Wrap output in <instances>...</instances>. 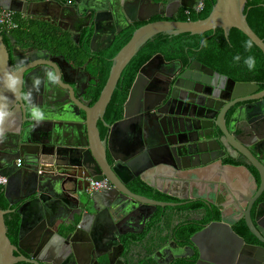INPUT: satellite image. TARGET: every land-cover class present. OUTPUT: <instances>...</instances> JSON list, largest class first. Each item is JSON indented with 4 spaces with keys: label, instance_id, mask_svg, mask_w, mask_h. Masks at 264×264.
I'll return each mask as SVG.
<instances>
[{
    "label": "water",
    "instance_id": "water-1",
    "mask_svg": "<svg viewBox=\"0 0 264 264\" xmlns=\"http://www.w3.org/2000/svg\"><path fill=\"white\" fill-rule=\"evenodd\" d=\"M101 1L102 5L88 4L85 7L112 13L114 19L117 13L118 17L120 14L125 17H119V21H115L102 37L97 13L90 39L92 50L107 47L114 34L127 27L128 22L145 21L152 16L170 18L179 7L196 10L198 3V0H135L130 5L128 1L119 0L113 10L109 0ZM208 1L210 11L203 18L185 21L159 19L135 28L128 40L112 56L105 82L91 104L83 97L86 85L79 86V80L73 78L75 68L62 55H50V59H37L24 65L22 63L14 69L11 65L10 46L0 33V174L6 178L0 189L4 198L0 195V264H13L18 260L47 264L56 250V262L60 261L66 252L73 253L74 242H77L74 238L76 231L86 233L101 217L112 219L109 210L120 207L115 202V197L122 196L127 202L148 204L153 208L172 204L133 193L125 184L130 179L139 177L146 186L154 188L151 182L146 181L148 171L154 170L156 173V169H159L158 174L161 175L164 167H177L182 154L180 147L183 143L192 142L189 138L190 130L205 128L204 124L196 125L194 118L181 120L176 116L180 112L164 110L166 102L161 103L164 98L154 103L145 100V85L151 77L155 73L169 74L166 70L173 66H178L177 71L179 61H165L161 54H153L138 68L122 103L120 119L107 124L103 121V113L123 67L146 40L157 33L175 35L209 31L212 35L217 32L223 35L226 44L235 53L241 42L238 36L241 32L264 58V40L259 38L264 0ZM52 2V8L58 12V3L56 0ZM0 7L29 13L28 10L8 8L1 0ZM38 12L51 17L41 10ZM100 38L102 44L97 48L94 44ZM198 45L186 50H196ZM41 51L44 54L48 52L46 49ZM167 76L170 78V92L175 88L190 91L187 83L220 89L222 86L219 80L226 79L225 75L196 60L191 61L177 76L173 73ZM181 80L185 81L184 85L180 84ZM227 80L232 83V97H241L236 101L246 102L240 116H244L248 122L253 118L263 117L264 88L258 90V85L249 81ZM235 89L240 91L235 93ZM32 93L36 99L34 102L28 98ZM171 97L172 94L169 93V98ZM177 98L187 102L183 98ZM194 117L205 118L203 115ZM97 122L106 128L103 136H100ZM225 130L232 138L230 148L246 159L242 163L251 164L259 172L260 188L264 180V134H258L257 139L260 137L262 140L254 142L250 128L241 132L229 123ZM207 137L204 133L203 140L206 143ZM207 150L210 151L211 148L208 146ZM207 162L201 161L200 164ZM198 166L196 162L190 161L181 165L186 171ZM220 168L222 171L223 167L219 165L214 170L219 171ZM232 169L234 172L240 169L245 176H250L243 165L232 166ZM102 178L109 181V188L87 191L89 180ZM95 204L101 206L97 208ZM72 207L78 210L75 213L77 222H74L73 217L64 219L62 215ZM87 207L93 210L92 214L82 211ZM84 214L90 218L85 219ZM247 226L254 232L251 224L247 223ZM68 228L73 230L68 231ZM228 238L234 245L242 242L234 233H230ZM16 248L23 250L33 260L14 257L11 251ZM249 249L252 250V247ZM37 252L38 256H35ZM256 254L263 256L264 252L258 249L254 255L257 256Z\"/></svg>",
    "mask_w": 264,
    "mask_h": 264
},
{
    "label": "flooded vegetation",
    "instance_id": "flooded-vegetation-1",
    "mask_svg": "<svg viewBox=\"0 0 264 264\" xmlns=\"http://www.w3.org/2000/svg\"><path fill=\"white\" fill-rule=\"evenodd\" d=\"M121 1H128L130 5L135 2ZM56 2L59 5L58 12L52 8V0H1L8 8L29 12L26 14L12 11V17L16 16L15 27L2 30L1 34L10 46L11 65L17 69L22 63L24 65L37 59H50V55H62L75 68L73 78L79 80V86L86 85L83 97L91 104V89L97 80L96 74L103 59V52L113 41L103 49H90L95 15L98 13L102 37L115 21H119V17L125 16L120 14L118 17L117 13L114 19L112 13L85 7L88 4L102 5L101 0ZM118 2L119 0H109L113 10ZM106 9L109 10L108 7ZM38 10L50 14L51 17L40 14ZM140 22L144 24L148 19ZM134 23L139 22H128V26ZM44 36L46 39H43ZM48 38L50 41H46ZM100 42L101 38L95 42V47L99 48L102 44ZM60 43L64 46L57 48ZM42 49L48 52L44 54ZM235 53L225 69L227 73L213 69L226 76V79L219 80L222 86L220 89L187 83L190 91L175 88L170 92V78L167 75L173 73L177 76L193 61L184 63L179 59L165 60H178L180 66L177 71L178 66H173L166 70L169 74L155 73L145 85L147 91L144 94L148 103L164 98L161 102H166L164 110L178 111L180 115L176 116L181 120L194 118L196 125H205L202 130H190L189 138L192 142L183 143L180 147L182 154L177 167H164V173L161 175L158 174L159 169H156V173L154 170L148 171L146 181L151 182L154 188L146 186L139 177H134L125 184L133 193L172 204L153 208L148 204L127 202L122 196L115 197V202H118L120 207L109 210L112 219L101 217L87 231L90 233L76 231L74 238L77 242H74L73 253L66 252L60 261L56 262V250L47 260V264H264V255H254L258 249L264 252V180L259 188V172L251 164L242 163L246 159L230 148L232 138L225 130L229 123L241 132L250 128L253 141L262 140L260 137L257 139V135L264 134V116L253 118L250 122L240 116L246 102L236 101L241 97H232V83L227 78L233 82H253L258 85V90L263 89L264 85L262 86L261 81L254 76L250 77L252 73L245 63L248 58L246 59L244 51L235 50ZM26 83L28 85V80ZM181 83L184 85L185 81L181 80ZM238 91L240 90L235 89V93ZM24 93L23 90V96ZM169 93L172 94L171 98ZM177 97L187 102L180 101ZM28 98L36 101L33 93L32 96L28 95ZM195 115H203L205 118L200 117L198 122L199 119L195 118ZM204 133L208 136L207 143L203 140ZM208 146L210 151L207 150ZM206 160L207 163L200 164ZM189 161L196 162L199 166L189 171L182 169L181 165ZM218 165L223 167L222 171L221 168L219 171L214 170ZM241 165L248 170L250 176H245L240 169L233 171L232 166ZM0 195L2 196L1 192ZM99 206L101 205L95 204V207ZM77 211L76 207H72L62 215L64 219L73 217L74 222H77ZM82 211L86 214L93 213L90 207ZM99 212L101 213V210ZM86 214L84 218H90ZM247 223L252 225L254 232L249 229ZM83 224H86L84 220ZM69 230L73 229L68 228ZM230 233H234L242 242L234 245L228 238ZM16 242L17 233L15 244ZM28 247L26 246L27 249ZM11 254L14 257L33 260L18 248L12 249ZM35 256H38V252ZM13 264L34 263L18 260Z\"/></svg>",
    "mask_w": 264,
    "mask_h": 264
},
{
    "label": "trees",
    "instance_id": "trees-1",
    "mask_svg": "<svg viewBox=\"0 0 264 264\" xmlns=\"http://www.w3.org/2000/svg\"><path fill=\"white\" fill-rule=\"evenodd\" d=\"M198 1L201 3V7L198 10H185L183 8H179L176 14H174L170 18H161L159 16H152L148 19V22L159 19L185 21V20H196L199 18H203L210 11V4L208 0H198ZM12 18L16 20L15 15ZM141 24L142 22L130 24L127 28L115 34L112 43L103 52V59L96 74L97 80L94 87L91 89V94H90L91 103L95 101L100 89L102 88L105 82L112 56L128 40L132 31ZM0 33H2L1 29H0ZM209 35H210L209 31L198 34L179 33L175 35L157 33L148 40H146L144 45L137 50V52L129 59V61L121 70L119 78L117 79V82L109 98V101L105 107L103 113V121L107 124H110L114 120H117L121 117L122 103L126 98L128 89L130 87L132 80L134 79V76L138 68L155 53L161 54L164 60L179 59L184 63H187L190 60H197L214 70L227 73L225 69L230 64V61L234 58V52L226 44L223 35H220L217 32L210 36ZM51 36L56 38V36H53V34H51ZM238 36L241 38V42L239 46L236 48V50L244 51V55H246V59L252 58L254 60L255 66L252 69H250L252 73L250 77L254 76L258 80H260L261 85L263 86L264 58L260 53V51L256 48V46H254L244 34L240 32ZM259 38L264 40V16L259 28ZM43 39H46V36H44ZM201 40L203 41L200 43ZM46 41H50V39L48 38ZM197 45L198 47L196 48V50H186V49H193ZM60 46L63 47L64 44L60 43V45H57V48ZM97 127L100 136H103L106 131V128H104L100 122H97ZM18 222H19V216L15 231V240H16Z\"/></svg>",
    "mask_w": 264,
    "mask_h": 264
},
{
    "label": "built area",
    "instance_id": "built-area-1",
    "mask_svg": "<svg viewBox=\"0 0 264 264\" xmlns=\"http://www.w3.org/2000/svg\"><path fill=\"white\" fill-rule=\"evenodd\" d=\"M201 3L198 1L196 5V10L200 9ZM16 25V22L12 18V11L0 7V29L1 30H11ZM19 163V159L16 160ZM6 181L5 176L0 174V186L4 185ZM110 187V183L107 179L102 178L101 180H89L87 184V191H100Z\"/></svg>",
    "mask_w": 264,
    "mask_h": 264
},
{
    "label": "clouds",
    "instance_id": "clouds-1",
    "mask_svg": "<svg viewBox=\"0 0 264 264\" xmlns=\"http://www.w3.org/2000/svg\"><path fill=\"white\" fill-rule=\"evenodd\" d=\"M245 63L248 65L249 69H252L255 66V62L252 58H248Z\"/></svg>",
    "mask_w": 264,
    "mask_h": 264
}]
</instances>
